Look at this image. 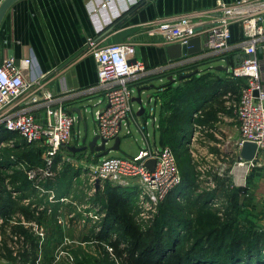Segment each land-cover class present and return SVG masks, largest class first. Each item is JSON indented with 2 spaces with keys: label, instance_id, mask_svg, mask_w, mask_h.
Masks as SVG:
<instances>
[{
  "label": "built area",
  "instance_id": "1",
  "mask_svg": "<svg viewBox=\"0 0 264 264\" xmlns=\"http://www.w3.org/2000/svg\"><path fill=\"white\" fill-rule=\"evenodd\" d=\"M203 14V16L189 14L173 19H157L145 25L152 35H157L165 44L186 45L191 38L198 35L204 36V51L219 56L222 62L228 64L227 72L233 78L243 79L237 93L228 92L224 95L228 100L225 101V110L218 112L217 120L200 121L207 108L199 109L193 114L192 135L186 142V146L190 149L215 148L216 157L220 154L221 159L232 158L233 164L230 165L226 174L230 178L231 187L249 188L248 183L252 173L264 172V83L262 81L264 0L231 2L217 0L214 7ZM204 16L207 20L201 19ZM234 25L240 26L242 33L236 43L232 40ZM88 49L96 62L98 77L97 84L91 88V91L100 90L103 95L91 102L98 126L96 131V135H99L98 144H101V139H104L105 147L109 148L110 152L113 151L115 140L118 137L121 139L122 132L126 136L133 137L131 123L135 122L136 132L141 136L143 144L138 152L129 155L128 158L114 156L97 157L96 160L80 158L67 149L68 145L80 146V133H78V139L73 134V128L78 121L76 114L66 110L62 105L48 107L41 117L29 112L13 113L11 106L15 100L33 85H41V79L45 76L44 73L36 71L34 57L24 58L20 62H16L12 57H6L0 63V124L17 134L15 138L3 142L2 146H13L16 140L21 138L44 149V164L31 167L21 164L18 168L25 171L36 190L48 193L52 202L67 201L68 197L58 199L54 189L46 188L44 183L58 178L63 165L69 163L74 167L83 168L87 173L90 184L93 186L89 192L92 197L99 188L104 187L105 182L122 187H136L138 190L136 207L139 215L152 221L158 207L169 192L181 183L182 172L172 147L168 144L159 147L150 139H154L155 131L160 128L155 106L150 105L154 100L153 96H149L147 101L149 109L145 107L146 101L143 97H141V104L133 100L134 96H137L139 85L136 81L143 79L147 68L137 59L135 63L129 64L131 59L136 58V43L133 41L98 45L96 41L89 39ZM258 50H261L262 55L258 54ZM229 54L231 58L227 56ZM238 55L242 57L239 58ZM230 59L234 62L232 63ZM26 72H29V79L25 77ZM39 99V95L33 96L34 101ZM143 106L144 112L139 116L138 111ZM86 110L87 105L84 108V111ZM226 110H230V113ZM225 124L233 125L234 130L238 132L236 138L235 131L234 134L230 133ZM149 125L153 126V133ZM135 139L138 140L137 137ZM245 142L255 143L257 146L252 159H246L241 155ZM110 143L112 145L108 147ZM57 158H59L58 161ZM151 159L155 160L153 170L146 165V162ZM210 184L215 187V182L211 181ZM6 185L12 198L19 200L20 192L13 189L9 178L6 179ZM21 201L28 205L31 198L25 196L21 198ZM261 201L264 203V191L261 194ZM39 206L36 214L44 209L43 206ZM49 211L51 212V209ZM85 213L93 216L92 211ZM17 214L13 212L10 217H0V264H10L3 256V232L10 236L7 246L13 257L19 261L22 256L19 246L20 244L23 246V243L25 245L26 241L21 232L13 231L14 226L22 225L26 228L33 226L44 239L43 227L39 229V224L27 220L23 214ZM219 214L222 213L219 212ZM102 215L104 214L94 216L95 219L100 220ZM61 217L60 214L57 215L60 224H62ZM146 226L143 225V228ZM62 242L63 245L73 246L74 240L64 236ZM107 247L112 258L120 264L114 252L115 248ZM63 253L73 259L69 252L62 250L61 254ZM36 264H39V258Z\"/></svg>",
  "mask_w": 264,
  "mask_h": 264
},
{
  "label": "trees",
  "instance_id": "2",
  "mask_svg": "<svg viewBox=\"0 0 264 264\" xmlns=\"http://www.w3.org/2000/svg\"><path fill=\"white\" fill-rule=\"evenodd\" d=\"M227 56L231 58V54ZM213 58L219 59V56H210L205 61L210 62ZM230 61L234 62L233 59ZM199 65L200 63H196L193 66H181L158 72L163 79L170 74L178 76L198 69V73L191 77L177 80V85H175L177 81L171 83L168 80L156 87L157 91L152 94L156 104L161 101L160 142L162 145L168 144L172 147L182 172L181 183L172 189L160 204L156 218L144 229L136 223L134 218L138 195L136 187H122L105 182L104 187L99 188L94 195V200L99 198L105 209L95 239L104 240L116 234L117 238L112 240V244L114 248L116 247L119 257L123 253L126 255L125 260L118 257L124 264H264V226L259 227L251 220L247 221V226L240 223L238 219L240 205L236 195L231 208L222 216L213 212L209 206L210 201L217 196L216 191L196 194L193 198L197 208L194 218L188 215L184 204L185 200H190L196 189V174L185 152L186 144L183 147L186 131L192 125V115L199 109L207 108L200 121L217 120L218 112L225 110L223 101L219 99L228 92L237 93L242 82L236 81V78L227 71L219 70L214 74L210 69L212 66L203 70ZM142 80L136 81V84ZM163 108L170 111L168 116L162 114ZM16 136L15 132L0 124V217H8L18 210L28 213L27 208L19 207V202L12 198L11 192L7 189L6 179L9 178L13 189L19 191V197L23 198L35 188L25 171L18 167L21 164L27 167L44 164L43 149L36 144L17 139L13 146H2L3 142ZM8 170L12 172L9 174ZM82 172L83 168L65 163L58 178L45 181L44 186L55 187L57 198L60 199L68 194L65 186H70ZM61 204L60 201L55 202L49 214L53 219L60 213ZM43 214L47 215L42 211L40 217ZM55 225L52 227V234L41 245L48 257L45 264H52V256H49L47 248H51L63 238V228ZM18 228L30 241L31 253L37 254L38 249H41L38 238L28 233L25 227ZM121 243L125 246L118 249ZM104 257L101 260L83 257L78 261L76 259V263L117 264L108 252ZM36 260L35 255L32 264H36Z\"/></svg>",
  "mask_w": 264,
  "mask_h": 264
},
{
  "label": "crops",
  "instance_id": "3",
  "mask_svg": "<svg viewBox=\"0 0 264 264\" xmlns=\"http://www.w3.org/2000/svg\"><path fill=\"white\" fill-rule=\"evenodd\" d=\"M216 1H15L6 11L0 24V63L6 57H12L16 62L27 57H34L36 71L44 73L45 76L41 79V85H33L15 100L11 111L13 113L29 112L41 117L48 107L62 105L66 110L78 116L73 108H80L83 114L86 105L103 96L100 90L91 91V88L96 86L98 77L96 62L88 49L89 39H93L98 45L125 41L135 42V57L147 68L146 75L143 80L141 79L138 87H154L152 85L154 79L159 78L163 81L166 78L161 79L158 73L164 70L193 66L196 63H200L199 66L202 69V66L208 63L205 60L214 56L204 51V36L199 35L202 37L200 52L171 60L167 50L171 44L161 42L157 35L149 32L145 24L157 19H173L189 14H202L203 16L204 12L214 7ZM201 19L207 20L205 16ZM232 31V40L236 43L242 34L240 26L234 25ZM258 54L262 55L261 50H258ZM25 77L29 79V72L25 73ZM262 81L264 83V72ZM35 94L40 96L38 101L33 100ZM153 98L156 114L160 118L161 101L156 104L155 97ZM226 111L230 113V110ZM83 121H85L84 114L83 119L78 117L77 122L81 125L84 124ZM133 124L135 125V122L131 123V127ZM228 126L225 124L226 128ZM158 131L159 129L155 131L152 142L157 143ZM78 133L81 135L80 130ZM133 137L136 136L133 135ZM137 141L135 139V142ZM84 152H78L77 156L86 158ZM88 159L96 160L97 156L92 153Z\"/></svg>",
  "mask_w": 264,
  "mask_h": 264
},
{
  "label": "rangeland",
  "instance_id": "4",
  "mask_svg": "<svg viewBox=\"0 0 264 264\" xmlns=\"http://www.w3.org/2000/svg\"><path fill=\"white\" fill-rule=\"evenodd\" d=\"M226 63L222 62L220 59L213 58L210 62L202 66L203 70L208 68V66H212L210 69L215 74L216 72H219L217 69V66L223 65ZM177 77V76H176ZM243 79L237 80L239 83ZM180 81V80H178ZM175 83V85L178 84ZM168 82V80L165 78L163 81L159 78L154 79L152 82V85L154 87L147 89L144 94H142L143 99L145 102V107L149 109L148 105V98L152 95V93H155L157 91L156 87H159L160 85H163L164 83ZM172 93V92H171ZM170 94V92H169ZM235 94V92H234ZM222 96V95H220ZM219 97V96H218ZM223 101L224 108L226 107L225 101L228 99L222 96L221 99ZM150 105H154V100ZM195 107V105H194ZM196 108V107H195ZM169 110L167 108H163L162 114L165 116L169 115ZM195 112V111H194ZM193 112V113H194ZM84 119L87 123V142H89L95 135L96 131L98 130L97 122L95 120L94 114H93V108L92 103H89L87 105V110L83 112ZM159 114V109H158ZM193 116V115H192ZM193 118V117H192ZM191 118V119H192ZM192 122V121H191ZM150 131L153 133V126L149 125ZM78 130L81 131V139H80V145H82V138L85 135V126L82 123L80 125L79 122H76L74 128H73V134L77 138L78 137ZM133 135L137 137L138 141L135 142L134 137H128L125 135L124 132L120 134L121 136V146L118 150H113L109 154L105 156H114V157H121V158H128L130 154H135L139 147L142 145V141L140 139V135L135 132V125H132ZM227 130L230 133L234 134V127L232 124H229ZM186 138L183 147H185L186 142L190 139L192 135V125L188 128L186 131ZM235 138L238 136V132L235 131L234 134ZM151 141H153V138H150ZM157 146L162 147V143L160 142V134L159 131L157 132ZM18 140H22L21 138H18ZM153 143V142H152ZM112 143L108 145L110 147ZM184 149V148H183ZM187 149V150H186ZM185 152L189 157L190 164L193 166V169L196 174V189L193 192L192 196H190V200H185L184 204L187 207V213L190 215L191 218H194L196 216V205L193 203V198L196 197V194L205 192V191H216L217 196L210 201V208L213 212H216L219 214L221 212L222 214L226 213L228 208H231L232 202L234 199V195L238 198L239 202V209H240V217L238 218L240 220V223H242L243 226H247V221L251 220L254 222L255 225H258L259 227L264 226V203L261 201V194L264 191V172L262 171H254L252 175L249 178V188H241V187H231L230 185V178L226 176L227 172L229 171L230 165L233 164L232 158L229 160L221 159L220 154L216 157L217 150L215 148H198V149H190V147H186ZM213 153V155H211ZM92 153L87 150L84 152V156L86 158H90ZM96 155V154H95ZM80 156H82L80 154ZM104 157V156H102ZM81 158V157H80ZM9 174L12 172V170L7 171ZM239 172L237 171V174ZM223 174V175H221ZM211 181L215 182V187H212L210 184ZM67 186V185H66ZM68 194L65 197H68L67 201L61 202L60 205V215L62 224L58 222V218H52L49 214V209L52 210V208L55 205V202H52L49 198L48 193H41L40 190L32 189L28 192V195L26 197L31 198L30 204H24L22 201L17 200L19 202V207L23 206L27 208L28 213L26 214L24 211H15V214L20 213L19 215H24V217L27 220L32 221L35 224H39L40 227H43L45 230V236L44 239L37 233V231L34 230L33 226H28L27 229L28 233L36 236L39 240V244L41 241L42 245L46 242L47 238L52 234V227L56 226L55 224L60 225L63 228V236H68L74 242L71 245H63V238L59 243L53 244L51 248L48 249L49 256H52V264H77V261L82 259L83 257H91L93 259H103L105 258L104 255L109 253V249L107 246H113L112 240L117 238L116 234H113L112 237L104 240H97L96 234L99 232V221L95 219V214L100 216V214L105 215V209L102 206V203L100 202V199L94 200L95 198L92 197L89 192L93 189V186L90 184L89 176L84 171L82 172V175L73 181V183L66 187ZM56 195L57 191L56 188H53ZM91 196V197H90ZM100 202V203H99ZM34 204H37L34 206ZM43 206L44 209L42 211L45 212V214L42 217L41 212L38 211L39 214H36L37 208L40 206ZM160 210V206L158 207L155 218L158 215ZM92 211L93 216L86 215L85 212ZM222 214H219L222 216ZM18 215V214H17ZM30 217H29V216ZM102 215V217L104 216ZM10 217V216H8ZM6 218V217H5ZM19 218V216H17ZM44 218V219H43ZM134 218L138 225L141 227L146 226L150 224L152 221H148L144 217H141L139 215V210L137 207H135L134 212ZM154 218V219H155ZM250 218V219H249ZM42 219V220H41ZM147 220V221H146ZM64 224V225H63ZM19 226L22 225H16L13 227V231H20ZM147 227V226H146ZM144 229V228H143ZM21 234H23L21 232ZM56 235V234H55ZM25 237V235L23 234ZM10 240V236L3 232V256L5 259H7L10 264H32V258L37 256V259L39 258V264H45L48 258L45 254V248L44 250L38 249L37 254L31 253V245L30 241L26 239V244L23 246L20 244L19 249L20 254L22 255L19 260H16L12 253L10 252L8 245V242ZM24 242V239H23ZM62 246V248H61ZM125 244L121 243L118 249L124 248ZM116 248V247H115ZM63 252H69L73 259L69 258V256L66 253L61 254V251ZM75 254H74V252ZM26 252V253H25ZM116 257L118 256L117 250L115 249ZM23 253L26 255L23 256ZM52 253V255H51ZM28 254V255H27ZM121 254V253H119ZM34 256V257H33ZM125 254H121L119 258H125ZM112 258V256L110 255ZM114 259V258H112ZM51 260V259H50ZM125 260V259H124ZM22 261V263H21ZM120 264L122 263L121 259H119ZM2 263V262H1Z\"/></svg>",
  "mask_w": 264,
  "mask_h": 264
},
{
  "label": "water",
  "instance_id": "5",
  "mask_svg": "<svg viewBox=\"0 0 264 264\" xmlns=\"http://www.w3.org/2000/svg\"><path fill=\"white\" fill-rule=\"evenodd\" d=\"M17 0H2L0 2V24L2 22V19L6 13V11L10 8V6ZM201 41H202V37L201 36H195L193 38H191V40L188 42V44L186 45H181L179 43L176 44H171L167 47V50L169 52V56L171 60H175V59H180L185 55H191L197 52H200L202 50L201 48ZM239 58H241V55H238ZM136 62V58H133L129 61V64L135 63ZM235 63L237 64V60H235ZM229 65H219L217 66L218 70H224V71H228ZM198 73V69H194L191 72H187V73H183L178 75L177 77L174 76L173 74H170L167 77V80H169L171 83L176 82L177 80H183L185 78H189L192 75ZM151 87H138L137 88V96H134L133 100L138 102L139 104H141V97L143 92H146L147 89H150ZM77 114L78 117L82 120L83 119V114L80 108H73ZM144 111V106L142 107V109L138 112V114H142ZM84 122V126H85V135L82 138V145L81 146H76V145H68L67 149L69 151H71L72 153H78V152H84L89 150L91 153H95L97 157H102L105 156L107 154H109L110 149L105 147V142L106 140H102L101 139V144L99 143V135H95L89 142H87V123L86 121ZM120 142L121 139L118 137L115 140V144L112 147V150H118L119 146H120ZM256 144L255 143H251V142H245L243 144L242 150H241V155L246 158V159H252L255 151H256ZM146 165L153 170L155 167V160L151 159L148 160L146 162Z\"/></svg>",
  "mask_w": 264,
  "mask_h": 264
}]
</instances>
